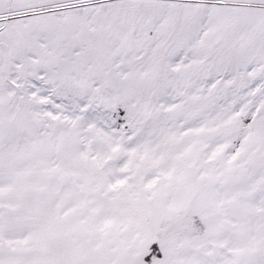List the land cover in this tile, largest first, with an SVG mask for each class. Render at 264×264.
I'll use <instances>...</instances> for the list:
<instances>
[{
	"label": "snow or ice",
	"instance_id": "obj_1",
	"mask_svg": "<svg viewBox=\"0 0 264 264\" xmlns=\"http://www.w3.org/2000/svg\"><path fill=\"white\" fill-rule=\"evenodd\" d=\"M0 264H264V0H0Z\"/></svg>",
	"mask_w": 264,
	"mask_h": 264
}]
</instances>
